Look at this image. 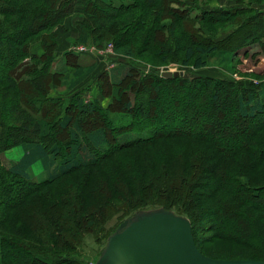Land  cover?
Masks as SVG:
<instances>
[{
  "label": "trees",
  "instance_id": "obj_1",
  "mask_svg": "<svg viewBox=\"0 0 264 264\" xmlns=\"http://www.w3.org/2000/svg\"><path fill=\"white\" fill-rule=\"evenodd\" d=\"M231 1L209 8L198 0H0V149L24 151L9 166L0 163V264H11L8 249L17 247L30 255L28 264H81L87 235L106 241L108 219L152 207L186 216L205 255L202 244L212 239L254 257H210L264 261L263 71L234 80L152 71L214 61L231 72L243 50L256 47L264 56V0ZM71 16H78L75 44L111 42L129 58L97 76L99 92L105 95L102 83L110 89L107 107L79 93L68 103L50 96L94 70L72 50L62 69L54 67ZM170 85L163 109L156 95ZM219 100L220 110L200 123V112L211 113ZM227 110L232 126L219 130ZM128 131L145 136L127 139ZM36 160L47 172L41 181L27 173Z\"/></svg>",
  "mask_w": 264,
  "mask_h": 264
},
{
  "label": "rangeland",
  "instance_id": "obj_2",
  "mask_svg": "<svg viewBox=\"0 0 264 264\" xmlns=\"http://www.w3.org/2000/svg\"><path fill=\"white\" fill-rule=\"evenodd\" d=\"M202 4L201 7H208L212 4H222V5H225V6H229V5H232L234 4L233 1L231 0H198V4ZM194 9V8H192ZM260 9V7H259ZM194 14V12H193ZM78 16H71V17H68L65 21V28H66V31L63 32V33H59L60 36H71V29L69 31V28L70 26L68 25V20H72L74 21L73 24H71V26H74L76 25V20H77ZM71 23V22H70ZM225 30L224 31H221L218 33L217 37H220L224 34ZM67 33V34H66ZM68 40V44L66 46V48L69 50H71L73 48V46L77 45L75 44V40H73L72 38H69L67 39ZM107 42H104L102 45H100L101 49L105 48V47H108L109 45H111V48H112V52L111 53H107L105 54L106 55V59H109L110 61H115L117 62L118 60H111L109 57L110 55L112 54H115V52L113 51V45L110 43L106 44ZM91 44V43H89ZM106 44V45H105ZM104 45V46H103ZM97 49H100L98 48L97 46H95ZM90 53H83V54H80L83 56V63L84 62H88V59L87 58H90L91 57H94L93 55H90ZM238 55V54H237ZM237 58V59H236ZM235 58V61L233 62V69L232 71H228L226 69V67L223 66V64H217L215 63L214 61H212V63L204 68H199V69H194L193 67H190V66H183L181 64H179L178 62H171V63H167V64H163V65H159L158 67H155L153 68L152 71H157V74L159 76L162 77V73L163 72H166V71H171V72H174V71H178V72H183V75L181 77H187V78H191L193 76H196V75H207V76H211V77H219V78H226V79H231V80H234V79H237L239 77H243L245 72H262L264 73V70H260L261 68L259 67L258 65V61L260 60H263L264 59V56L262 55V53L260 54L258 52V48L256 49V47H254L253 49H250L249 51L248 50H243L239 55L238 57L236 56ZM78 61H80L78 59ZM264 61V60H263ZM81 63V61H80ZM89 63V62H88ZM109 61L107 60H104L102 61V66L104 64V68L103 70H106L108 68V64ZM232 66V65H231ZM264 67V65H263ZM148 68V67H146ZM145 69V72L147 71V69ZM151 72V71H150ZM94 79V78H93ZM92 79V80H93ZM100 79V78H99ZM87 81V80H86ZM85 81V82H86ZM84 82V83H85ZM100 82V80H99ZM99 82L96 80V85H97V89L98 90H94L93 92H91V89H90V85L89 84H85V85H82L83 87H80V92H82V99L85 101H90V100H93V98H98L103 104H107L108 102H110V89L107 88L102 82V85L104 87L105 90V95L100 93L99 92ZM65 85H59L57 86L56 88H53L49 93L51 95H62V93H65L66 90H65ZM93 86H95L93 84ZM198 86H196L197 88ZM196 88H194V90H196ZM147 89V88H146ZM174 85H170V86H162L161 89H160V93L158 95H156V100L157 102L160 104V106H162V108L164 109L165 108V105H166V100L172 98L171 94H173L174 92ZM107 92V93H106ZM68 93V92H66ZM86 93H88V96H86ZM68 96V94H67ZM207 99H208V96H206ZM63 100H65V103H68L69 102V98H66L64 96ZM209 101V100H207ZM220 101H217L215 102L216 105H217V108H212V105H209L208 107H211L212 109V112H208V110H204L202 112H200V123H202L203 119L206 117H214V114H216V111L220 110V108L223 106L220 105ZM227 113V116H228V121L226 122H222L221 124H219V130H222L224 128L228 129L232 126V123H233V112L232 111H229L227 110L226 111ZM1 116H5V114L3 113V111L1 112ZM121 116V115H120ZM6 117V116H5ZM94 118V117H93ZM93 118H91L90 120L93 121ZM118 119V118H117ZM114 121L115 124H119L120 122L122 121H119L117 120ZM94 121H96V119H94ZM188 128H191V129H198L200 128L199 125L197 126H188ZM130 132V133H129ZM207 133H210L211 131H206ZM128 137L127 139H133L137 136H142L145 134H137V132H133V131H128ZM121 137V136H120ZM124 139L122 138H119V141H123ZM64 151V150H63ZM129 151V150H128ZM24 151H23V148L22 146H14L10 149H7V150H2L0 149V163H2L3 165L5 166H9L10 164H12L14 161H17L22 155H23ZM28 176L31 180H34V181H41L43 178H45L47 176V172L46 170L44 169V166L41 162V160H36L32 166H30L28 168ZM11 187H14L13 185H11ZM14 190V189H13ZM259 200L262 202V205L264 206V196H262L261 198H259ZM153 208H156V207H152V208H148V209H153ZM146 209V210H148ZM145 210V209H143ZM138 211V210H137ZM136 212V211H135ZM134 212V213H135ZM133 213V214H134ZM132 214V215H133ZM130 215V216H132ZM128 216V217H130ZM126 217V218H128ZM124 218V219H126ZM123 219V220H124ZM120 219H118V217L115 215L113 217H111L110 219H108L105 223V226L107 228H109L110 230H113L112 233L115 231V229L117 228V226L119 225V223H121L123 220L119 221ZM199 224L201 226H204L206 224V218H204V216H200L199 217ZM114 228V229H113ZM223 229L225 230H231V225L228 223H226L224 226H223ZM205 236H210L209 232H205L204 233ZM93 235H87L85 238H84V241H83V246L81 247L80 251H79V259L81 261V264H94L95 261L97 260L98 256L100 255L101 251L104 249L105 245H106V241L103 240L101 243H97L93 238H92ZM108 238V237H107ZM211 239V238H210ZM229 244H226V243H222L221 241H216V240H206L203 242L202 244V251H204L206 253V255H211V256H215V257H228V258H239V257H254L252 255L251 252L247 251V252H239L241 249H239L237 246H231ZM8 253H9V256H8V260L11 264H28L30 263V255L27 254L26 252H24L22 249L20 248H15V249H8ZM247 258V259H248Z\"/></svg>",
  "mask_w": 264,
  "mask_h": 264
},
{
  "label": "water",
  "instance_id": "obj_3",
  "mask_svg": "<svg viewBox=\"0 0 264 264\" xmlns=\"http://www.w3.org/2000/svg\"><path fill=\"white\" fill-rule=\"evenodd\" d=\"M182 75V71L162 73L164 78ZM94 264H264V261L207 256L196 246L186 216L156 207L138 210L119 223Z\"/></svg>",
  "mask_w": 264,
  "mask_h": 264
},
{
  "label": "crops",
  "instance_id": "obj_4",
  "mask_svg": "<svg viewBox=\"0 0 264 264\" xmlns=\"http://www.w3.org/2000/svg\"><path fill=\"white\" fill-rule=\"evenodd\" d=\"M216 6H225V5H222V4H212V5H210V6H208L209 8H213V7H216ZM259 7H260V9L261 10H263L264 11V3H262L261 5H259ZM71 22V23H70ZM68 25L70 26V28H69V31H70V29H71V36H65V35H63V36H60L59 35V38H58V40H59V46L57 47V49H56V51H55V57H56V64H55V68H56V70L57 69H62L63 68V65L62 64H64L63 63V55L66 53V52H68L69 51V48L67 49L66 48V46H67V42H68V40L67 39H69V38H72L73 40H75L76 39V37L78 36V34H79V28L77 27V26H71V24H73L74 23V21H72V20H68ZM67 34V33H66ZM90 55H93L94 57H91ZM78 56V59L81 61V63H80V61H78L79 62V64H81V65H92L93 67H94V70H93V72L91 73V75L90 76H88L82 83H80L76 88H73L72 90H70V91H66V92H68V93H62V95H51L50 94V96H53V97H59V98H64V96L66 97V98H70V96L71 95H73L74 93H79L80 95H82V92H80V87H83L82 85H85V84H89L90 85V89H91V92H93L94 90H98L97 89V85H96V79H97V76L103 71V68H104V64H103V66H102V61H104V60H107V61H109V65H108V68L106 69V70H108L110 73H113V71L112 70H114V69H119V68H121V67H124V66H122V64L124 63V62H126L129 58L128 57H126V56H124V55H120V54H111L110 55V59L111 60H118L117 62H115V61H110L109 59H106L107 57H106V55H104V54H102L101 52H96V53H91V54H89V56H90V58H87L88 59V62H84L83 63V56L82 55H80V54H78L77 55ZM113 64V66H110V64ZM94 78V79H93ZM93 79V80H92ZM87 80V81H86ZM86 81V82H85ZM85 82V83H84ZM93 84L95 85V86H93ZM67 94H68V96H67ZM86 96H88V93H86ZM94 99H96V100H98L99 102H100V104L102 105V107H107L108 106V104H109V102L107 103V104H103L98 98H93V100H90V101H94ZM86 101V100H85ZM32 166V165H31Z\"/></svg>",
  "mask_w": 264,
  "mask_h": 264
},
{
  "label": "built area",
  "instance_id": "obj_5",
  "mask_svg": "<svg viewBox=\"0 0 264 264\" xmlns=\"http://www.w3.org/2000/svg\"><path fill=\"white\" fill-rule=\"evenodd\" d=\"M72 51L77 52V53H96V52H101L102 54H107L112 52L111 45L108 47H105L103 49H97L93 44H78L73 46ZM110 66H113L110 64Z\"/></svg>",
  "mask_w": 264,
  "mask_h": 264
}]
</instances>
